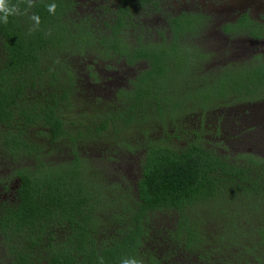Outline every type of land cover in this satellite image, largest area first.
I'll return each instance as SVG.
<instances>
[{
  "label": "trees",
  "instance_id": "1",
  "mask_svg": "<svg viewBox=\"0 0 264 264\" xmlns=\"http://www.w3.org/2000/svg\"><path fill=\"white\" fill-rule=\"evenodd\" d=\"M86 2L35 0L27 15L0 23V162L10 163L0 184L18 182L12 201L0 198V264H264V166L249 154L238 157L247 167L216 155L185 129L186 115L197 110L200 126L218 97L235 95L212 96L200 83L215 104L183 114L189 103L164 88L205 17L178 13L170 0ZM159 18L153 42L145 24ZM223 30L264 33L245 14ZM87 54L144 66L111 102L87 106L77 76ZM246 66L248 78L257 65ZM86 71L94 76L91 64ZM257 78L247 85L264 86V73ZM98 150L105 154L89 159ZM134 158L130 180L121 167ZM225 188L236 208L213 215Z\"/></svg>",
  "mask_w": 264,
  "mask_h": 264
},
{
  "label": "rangeland",
  "instance_id": "2",
  "mask_svg": "<svg viewBox=\"0 0 264 264\" xmlns=\"http://www.w3.org/2000/svg\"><path fill=\"white\" fill-rule=\"evenodd\" d=\"M84 6H88L87 0H79ZM175 10L186 13H197L205 17V23L201 29L193 35H189L185 43L181 44L178 52V70H173L171 79L164 82V88L175 90L177 97L189 103V108L183 109V114L193 109H209L211 100H204L199 88H211V95L218 92H232L236 99L230 100L231 95L217 98L216 109L203 118V123L198 126L199 119L197 110L195 115L185 116V129L196 130L202 134L207 148L216 155H222L231 162H237L244 166H250L247 161L238 158L242 154L251 155L258 161L261 168L264 166V86L247 85L250 80L261 81V74L264 73V33L258 38H250L242 30L232 34L223 30L226 25H235L242 15L264 28V0H170ZM87 3V4H86ZM81 7H77L79 11ZM145 26L149 29V35L153 42H157V30L165 27L162 19H150ZM197 27V26H196ZM168 37V33L164 34ZM202 53L204 59L201 60ZM81 59V58H80ZM84 61V62H83ZM81 59V66L78 68L79 92L81 96L90 99L87 106H100L111 102L116 90L124 85L129 78L133 77L138 70L143 69L144 64L129 67L122 60H98L94 55H84ZM201 61V66H200ZM252 63L257 66L250 70L253 73L248 76L246 64ZM87 64L93 67L94 76L91 77L87 71ZM219 68L224 69L219 72ZM230 68L229 70H225ZM257 68L259 70H257ZM257 70V71H256ZM256 71V72H255ZM201 77L209 78L202 81ZM228 81V79H230ZM231 83L233 88L229 87ZM245 83V85H243ZM258 85V86H257ZM234 91V92H233ZM255 93L254 98L245 96ZM214 94V95H213ZM96 97V101H94ZM229 98V99H226ZM203 99V100H202ZM224 99V100H223ZM236 100V101H235ZM192 117V118H191ZM192 119V120H191ZM87 150V149H86ZM102 152V153H101ZM102 154V155H101ZM103 151L98 150L89 155V159L98 161L103 156ZM122 154V152L118 153ZM127 163V162H125ZM135 158L129 160L128 164L121 167L125 175L132 179V173L138 171ZM107 166H116L115 162L106 163ZM127 166V167H126ZM118 167V166H117ZM10 169V163L4 162L0 166V173ZM4 174V173H3ZM115 174V172L113 173ZM123 174H121L122 176ZM131 175V176H130ZM3 176V175H2ZM130 179V180H131ZM14 181V180H13ZM257 182H259L257 180ZM258 184V183H257ZM224 200L213 210L216 215L222 208L226 215L236 208V202L230 195L228 188L223 191ZM207 210V209H206ZM205 208L199 212L202 216L207 214ZM211 214V213H210Z\"/></svg>",
  "mask_w": 264,
  "mask_h": 264
},
{
  "label": "clouds",
  "instance_id": "3",
  "mask_svg": "<svg viewBox=\"0 0 264 264\" xmlns=\"http://www.w3.org/2000/svg\"><path fill=\"white\" fill-rule=\"evenodd\" d=\"M26 5L25 8H21L20 4H14L11 0H0V23L8 24L10 17L27 15L28 10L35 6V0H21ZM47 11L51 14L55 13L57 5L55 3L48 4ZM34 22V27H38L40 18L38 15L33 14L29 17ZM100 264H103V258H100ZM122 264H143L142 260L135 257L126 258L122 261Z\"/></svg>",
  "mask_w": 264,
  "mask_h": 264
},
{
  "label": "flooded vegetation",
  "instance_id": "4",
  "mask_svg": "<svg viewBox=\"0 0 264 264\" xmlns=\"http://www.w3.org/2000/svg\"><path fill=\"white\" fill-rule=\"evenodd\" d=\"M4 164L0 162V166H2ZM3 185L0 184V198H8L12 201V199L15 198V195H16V189H17V186H18V182L17 180L15 179L14 182H9L7 185H6V189H4L2 187Z\"/></svg>",
  "mask_w": 264,
  "mask_h": 264
}]
</instances>
